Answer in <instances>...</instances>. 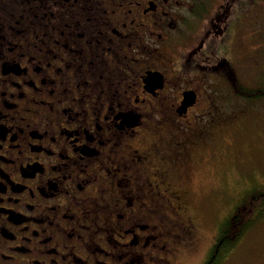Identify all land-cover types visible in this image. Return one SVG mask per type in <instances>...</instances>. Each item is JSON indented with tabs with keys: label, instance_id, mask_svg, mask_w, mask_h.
<instances>
[{
	"label": "flooded vegetation",
	"instance_id": "flooded-vegetation-1",
	"mask_svg": "<svg viewBox=\"0 0 264 264\" xmlns=\"http://www.w3.org/2000/svg\"><path fill=\"white\" fill-rule=\"evenodd\" d=\"M263 3L0 0V264H181L249 108L219 25Z\"/></svg>",
	"mask_w": 264,
	"mask_h": 264
},
{
	"label": "rangeland",
	"instance_id": "rangeland-1",
	"mask_svg": "<svg viewBox=\"0 0 264 264\" xmlns=\"http://www.w3.org/2000/svg\"><path fill=\"white\" fill-rule=\"evenodd\" d=\"M260 19L264 26L262 17L256 13L251 16L250 23L247 20L243 22L241 18L239 27L233 26L235 22L232 21L233 27L225 29L226 32L229 30L228 35H225L220 23L217 35L219 38L224 35L221 42L224 48L220 46L218 51L217 46L214 47L217 55L225 56L224 49L229 53L227 57L237 66L242 82L251 85L260 72L259 64L261 80L264 79V56H259V52H264V27L258 26L257 22ZM258 30L263 35L260 40ZM243 40L244 46L239 44ZM234 107L243 108V105L238 103ZM239 109L233 112L238 117L235 119H243L241 130H235V125L228 130L229 133L226 132L229 139L226 137L219 141V154L226 150V155L219 163L218 172L213 176L214 172L207 168L198 185L193 184L194 199L190 201V206L195 213L197 243L195 247L184 250L181 264L201 263L212 244L219 222L233 209L241 192L252 186L264 189V107L258 110L251 107L249 114ZM226 140L227 144H224ZM223 145L228 147L224 148ZM221 264H264V217L256 221Z\"/></svg>",
	"mask_w": 264,
	"mask_h": 264
},
{
	"label": "trees",
	"instance_id": "trees-1",
	"mask_svg": "<svg viewBox=\"0 0 264 264\" xmlns=\"http://www.w3.org/2000/svg\"><path fill=\"white\" fill-rule=\"evenodd\" d=\"M262 6L263 8L258 4L253 5L249 13H245L240 18H243V22L247 20L250 23L251 16L256 13L264 21V3ZM235 19L233 21L238 25L239 23L237 24ZM257 22L258 26L264 27L261 19L260 21L257 20ZM236 25L233 23V26ZM233 26L231 25V27ZM258 34V40L262 39L263 35L259 33V30ZM250 35L253 36L251 31ZM262 54L264 56V52H259L260 57H262ZM225 64V69L220 68L219 74L224 76H228L229 74V87L232 96L244 103H249V105L244 104L245 106L256 107L257 109L263 108L264 79L261 80V64H259L260 72L257 74V78L254 80L255 83L252 85L242 82L237 73V66L228 62ZM232 102L231 108H228V112H235V110L238 112V109L234 107L236 104L234 101ZM228 133L226 134L228 135ZM262 217H264V189L255 186L249 187L239 194L233 209L219 222L214 240L200 264H221L226 256L235 248L238 241Z\"/></svg>",
	"mask_w": 264,
	"mask_h": 264
}]
</instances>
